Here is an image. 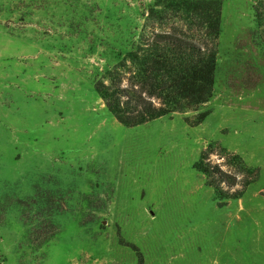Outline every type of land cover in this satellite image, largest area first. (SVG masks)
<instances>
[{
	"label": "rangeland",
	"instance_id": "rangeland-1",
	"mask_svg": "<svg viewBox=\"0 0 264 264\" xmlns=\"http://www.w3.org/2000/svg\"><path fill=\"white\" fill-rule=\"evenodd\" d=\"M155 1L0 0V264H264L255 0H218L208 103L125 128L93 84Z\"/></svg>",
	"mask_w": 264,
	"mask_h": 264
},
{
	"label": "trees",
	"instance_id": "trees-1",
	"mask_svg": "<svg viewBox=\"0 0 264 264\" xmlns=\"http://www.w3.org/2000/svg\"><path fill=\"white\" fill-rule=\"evenodd\" d=\"M252 10L264 56V0H255ZM144 21L148 35L141 34L93 84L105 109L125 128L197 110L208 103L214 91L221 2L156 0L146 9ZM206 116L202 113L185 122L200 125ZM205 158L202 153L193 169L209 179ZM208 185L212 187L214 182L209 180ZM222 194L215 190L217 198ZM132 250L138 256L137 264H142L139 251Z\"/></svg>",
	"mask_w": 264,
	"mask_h": 264
},
{
	"label": "bare ground",
	"instance_id": "bare-ground-1",
	"mask_svg": "<svg viewBox=\"0 0 264 264\" xmlns=\"http://www.w3.org/2000/svg\"><path fill=\"white\" fill-rule=\"evenodd\" d=\"M101 133H103V131H102V130L99 132V134H101Z\"/></svg>",
	"mask_w": 264,
	"mask_h": 264
}]
</instances>
